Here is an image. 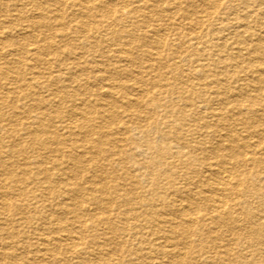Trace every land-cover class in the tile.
Here are the masks:
<instances>
[{
  "label": "bare ground",
  "instance_id": "obj_1",
  "mask_svg": "<svg viewBox=\"0 0 264 264\" xmlns=\"http://www.w3.org/2000/svg\"><path fill=\"white\" fill-rule=\"evenodd\" d=\"M3 1L4 3L0 4V60L3 61V57L5 56L10 58L9 55L12 54L11 57L13 59L7 61L9 65L11 64L24 67L23 70L25 74H20V79L14 80V82L18 81L20 85L25 88L27 93L23 94L21 92L20 94V89L19 92H17V89L13 90L7 88L10 85L8 82V85L4 86L7 88L6 92L4 90V93H0V103H6L12 106V110L9 114L4 113L0 109V264H82L80 257H78V253H76V247L77 245L79 246V244H76L77 241L74 240L76 238L80 240L81 237L74 238V236L76 234L82 235V233L86 231H91L92 236L95 238H93V240H96V236L100 234L98 233L97 228V225L100 223L106 226L105 230H103V228L102 230L99 229L103 231L104 236L107 233H111L109 231H112L113 222L112 220H109L111 218H109L110 216L108 215V210H110L108 205L112 204L111 202H117L119 204L122 203L129 206L128 210H125L124 214L120 215L122 216L123 222H127V225H123V222L120 223L123 225L122 227L120 226L121 228L118 226L120 228V232L127 233L128 230H134L135 232L141 230V225L137 226L136 221L142 220V222H144L150 229L151 236L158 237L159 235L161 237H158V239L163 241V246H158L156 248L152 246L149 249L150 252L145 255L141 256V254L136 253V257H134V264H163V259H166V263L168 264H186V260H189L190 263L193 262L194 264H199V262L201 264H218L216 262L217 259L215 260L216 257L225 261L226 258L232 256L229 254L230 252L227 245L223 244L216 246V239L219 240V238H217L215 233H212V231L203 232V230L199 228V225L203 223V220L204 222L209 220L215 224H221L223 222L222 216L224 214H232L230 212H232L233 206L230 204L234 202V196L237 197V195H239L238 191L242 190V184L238 178L245 177V173L243 172L241 165L244 167H250L246 173L255 179H258L257 174H261L263 172L264 147L261 148V146L264 144V131L251 133L253 134V137H255L254 139L257 138L258 140V142L256 141L254 143H256L255 148H260L259 150L255 149L250 153H246L248 151H242L238 154H232L231 145L236 143L235 138L232 134L224 135L221 133V131L224 130V126H226L223 123L225 118L220 110L213 109V112L209 114L211 115L209 117L215 120L216 124L214 127L216 128L203 126L204 129H209V131L206 132V136L211 137L213 143L210 142L211 140H208L210 143L206 146L202 139H199V137H206L203 133L198 134L197 139L191 137L188 140H183L182 138L179 139L176 137L175 139L178 142H182H179V147L176 152H173L167 142L169 138L163 134L162 137L165 140L161 142L159 141V137H155V135L161 132V123L153 122L148 124L149 126L146 127L140 139L146 152L150 153L147 160L148 164L155 168H166V171L173 177L174 173L172 172V169H177L180 165L187 169H192L194 167L192 166V158H189L190 156L187 157L186 161L179 163L178 158L181 157V152L184 147H188V150L190 151L189 153L193 154L191 156L193 159H199V161H197V163H199V165H197L198 167L192 169L195 171V175L197 176V180L194 181L192 188L181 189L170 186L165 188V191H170L173 188L169 193L175 197L177 204L174 205L171 203V206H166L163 209V213L159 214V217L156 218V220L148 218L149 215L147 214L145 207L150 205H147V203L143 200L144 196L142 195V191L132 189L130 194L123 193V195L121 192H118L123 190L116 189L117 191L113 194L114 197L111 200L106 194V179L103 178V176H87L89 172L92 173L97 170H104L105 167L100 165L101 161L99 163V160L102 157L110 161L115 160V156H119V153L117 155V152L120 151L119 149L121 144L126 142V140L118 138L114 135L117 133L110 127V125L114 122H120L119 113L121 111L119 112L116 110L124 107V110L121 113L127 117L132 110L139 108L138 106L140 103V97L136 98L131 95L129 96L128 93L126 94V89L123 84L112 81L109 76L104 75V73H107L108 71V66L110 64L112 65L111 62L113 61L108 56H105L107 53H105L104 50L106 47L108 48L107 44L111 46L113 45L114 50H111L113 54L117 55L116 57L118 62L123 61L131 65L134 62V59H137L132 58L131 50L127 49L125 47L126 45L118 43L120 40L118 31H113V26H123L124 22L134 16L136 18V22L134 24L136 25L139 23L144 26V24H146V22L149 23L150 20H156L155 22H158L159 24H164V22L171 23V21L175 19L172 11L178 9V13L176 12L177 14L175 15L179 16L178 20L180 19L183 23L173 24V21L172 24L175 26H172V29H168V27L165 26V30L178 36V30L185 29L186 26L188 31L195 35L194 39L197 40L199 39L198 36H200L199 31L203 27V20H205L202 19V17H204V11L201 10L215 11L220 7L221 0H190L188 6L189 9L185 11L180 10L182 0H136L137 3H139L138 5H136L137 3L134 5L135 1L133 2L132 0ZM240 2L242 3L241 5L246 7H249L250 2H255L259 5L262 3L259 2V0H240ZM63 3H65L64 6L67 4L70 9L68 14H64L61 11L63 7L60 9V4L62 5ZM160 4L165 5V7L162 5V7L160 6L161 9H158ZM252 9L254 10L255 8L253 7ZM257 13L254 14L252 12H248L245 18L248 20L250 19L249 22L262 27L264 26V14ZM97 17L99 21L95 20ZM215 19L216 18H214V20ZM223 20L225 21V19ZM130 24L132 25V23ZM157 25H147L146 29L150 26V28L147 29L148 31L145 27H140V29L136 27V30H138L136 32L140 33V39L144 42V45L140 46H147L151 49L149 52L144 51L147 56L157 57L159 56V53L157 52L158 50L162 51V49H166V52L168 51L170 55L173 53V56L175 55L176 59L180 62L189 61V56L185 54L186 51L181 49V47L179 50H174L170 43L168 44L164 41H155V37L157 39L162 26L159 25V27H157ZM247 25L248 24L240 26L242 29L238 30V32L247 33L249 36L251 35L250 37H255L252 33L254 26L250 28ZM30 29L39 31V35H34L35 40L33 43L30 42L32 47L29 49L25 48V46L16 47L15 45L14 47V44L12 45V40L9 39V36L17 33L23 36L22 38L20 37L22 40L24 38H31L29 32ZM68 30H72L73 32L75 31L80 35L82 39L76 40L77 42L75 41L77 43L76 48L81 50L83 54L92 55L90 61L84 60L83 58L85 56H80L82 53L78 54L69 50L72 46L68 42L66 43ZM17 34L14 36L18 37ZM218 35L215 34L214 40L211 37L209 44H211V46L216 50L221 51V48L224 45H220L218 41L223 40L224 37L221 38V35ZM15 37L13 39H15ZM186 37H188V35H185L183 40L185 41V44H187L186 46L199 52L197 48H193L192 44L190 45V43L188 44L186 42L188 41V38L186 39ZM232 37L235 40V44L241 45L245 48L243 50H246V54H236L235 58L240 59L243 61L242 63L247 64V67L245 68H247L248 71L259 67V70L255 69L256 71L254 74H256V77L251 83L253 85L255 84L256 88L260 91L262 89L264 90V37L258 38L256 36L257 38L254 42H251V44L239 42L240 34H237L236 32L232 34ZM21 39L19 41L22 42ZM13 54L28 55L30 59L25 60L23 57L20 59H14ZM64 55L68 58L59 62H61L64 71H66L65 75H62L63 72H60L63 70H57L54 73L51 72L50 68H44V70H47L48 73H41V70L39 69L40 66L50 67L52 62L56 61L57 57L64 59ZM141 55L144 56L143 53ZM195 57L196 55H194L193 58ZM218 59L219 60L212 59L211 65L217 71L216 73L221 76V72L217 69L219 68V64L223 63V59ZM30 61L32 63H29ZM192 64H196V61L193 60L191 65ZM55 65L57 66V64ZM85 66H89L90 76H86L84 73V71H87ZM230 66L234 67L231 64ZM7 67L9 68V66ZM121 67H123V65ZM149 68L152 69L151 66L147 67V69ZM192 68V75L199 76L198 82L188 84L186 81L179 90L174 84V82L177 81L176 76L180 75V70L176 67V65L172 66L173 71L171 72L175 75H173L172 80L167 78L165 79L162 75V79L158 76V80L153 82V84L156 83L157 88L160 90L154 95L165 97L167 100H165L162 104L158 102L153 103L155 104L153 105V108L146 110V112L142 110V114L145 115V117L148 116L151 118V116L155 115L158 111H162L168 118H174L172 115L176 104V97H174V95L177 94L178 91L179 93H184L186 89L198 90L196 93V101H187L188 104L183 107L184 112L188 111L190 114L192 113L191 115L194 116V120L198 119V116H196L197 108H194L196 104H200L203 107L207 106V108L211 111L212 100L216 101L220 106L219 101L220 99L223 100L225 98L224 96H227L226 102L232 99V95L231 97L222 92V80L219 79V77L214 74L209 79V75L207 73L208 68L206 65H195ZM44 70H42V72ZM158 70V66L155 67V71L157 72ZM244 71L242 73H244ZM7 73L0 65V75H2L0 77H3V75ZM47 74L50 75L49 78L47 77V80L41 81L40 79ZM9 75L10 74L8 73V75L5 76L8 77ZM26 76L29 77V81L25 79ZM90 77L94 79H91ZM3 78L5 79V77ZM3 78L0 79L2 80ZM249 78L250 76L248 79ZM90 79L93 83L98 82L99 86H96L95 89H88L89 87L87 88L84 84L89 83ZM245 79L246 78H244V80ZM10 80H12L11 77ZM237 81H240V79L238 80L237 78ZM52 83L58 84V89L54 91L52 89H48L49 84ZM242 83H244L243 85L245 87L243 88L242 85V90H246L248 87L250 88L249 83ZM185 84L187 86L186 89ZM209 85L214 86L215 91L213 89L208 90ZM122 89L124 93H120V90ZM132 89H135L134 92H136V94H141L142 92L146 93L147 91H142L134 86H132ZM251 90L253 91V89ZM42 92L48 93L47 96H41ZM27 98H29L33 104L23 103ZM240 98L244 102V100H248L250 97L247 93H242V95H240L237 99ZM258 102L260 101L258 100ZM18 103H20L19 109H17ZM260 103L263 104L262 102ZM256 105L260 104L258 103ZM253 106L255 107V105ZM191 108H193V110ZM242 109L244 110V108ZM49 110L53 111L51 112ZM31 112L35 113L36 116L30 115ZM250 113L251 112H249V114ZM251 115L253 116L254 114L251 113ZM179 118L181 117H178L173 121L169 120L167 123H171L172 126H174L175 131H178L180 128L190 130L191 125L189 126L188 122H185L186 119L183 117L181 119ZM122 127L124 130L127 128L124 124ZM191 131L192 130H190V132ZM177 134L178 133L173 136L175 137ZM113 135L117 138H114ZM118 135H120L119 132ZM152 136H154V138ZM251 140L252 138L250 141ZM26 144H30V146L38 145L39 149H31V147ZM106 144H110L111 147L110 151H108L107 154H104L105 152L102 147ZM240 144H242L241 147L244 148L251 147L246 140L240 141ZM2 149H5V151ZM129 149L131 151V148ZM2 151L6 152L5 157L2 156ZM256 151L260 152V157H256ZM233 153L235 152L233 151ZM240 162L242 164L239 166L238 164H240ZM46 165H50L51 167L48 168ZM83 171L87 172L85 176L81 175ZM254 190L256 191L255 193L260 192V188L256 186L254 187ZM148 195H151L152 202L160 199V195L157 194L155 190L149 192ZM198 196L206 203L207 209L204 210L205 214L203 220H198L197 216V213H199L198 211H200L195 202L196 197ZM103 197H107L110 200V203L108 201L109 204L107 206L104 203ZM58 198L61 201L60 203H57ZM87 199L90 201L89 205H85ZM256 201L258 202V200ZM48 202H52V204H49ZM251 203L252 202H250V204ZM241 204L243 206L242 213L249 215L252 208H250V206H246V203L239 202V205ZM105 209L106 214L104 213ZM52 210L55 212L58 211L59 216L61 213L63 218L61 217L62 219L59 220L50 219ZM98 210L102 212L103 218L96 215ZM201 212H203V210ZM156 216H158L157 213ZM124 218H126V220H124ZM45 219H49L50 221L53 220L50 225L53 235L56 234V236L48 235V233H46V226L43 228L41 225L42 221ZM84 219H87V222L84 223L81 221ZM31 221L39 222L40 225H38L36 229H33L34 231H30L28 229V233L26 229L29 228L28 225ZM76 224L78 226H76ZM261 228L264 230V220L261 223ZM227 229L228 230L225 231L226 233L234 235L233 228L230 227ZM252 231L253 230L250 232ZM257 231L258 230L254 231V235L251 236L250 234H247L249 236L247 237L253 242L258 241L259 237H264V235H261ZM190 234L195 237L193 240H191ZM107 235L111 236L110 234ZM235 235L238 240V234L235 233ZM105 241L106 242L102 244L94 242L97 252L104 250L113 241V238L107 237ZM144 241L148 240H140L141 243H144ZM131 244L132 243L129 244L121 241L120 245L122 247L125 246L122 251L127 253V250L131 248ZM86 251L88 250L86 249ZM210 254L211 256H209ZM248 254L250 253L248 252ZM259 254H264V247L262 249L254 250L251 255L256 257V255ZM158 259L162 261H159ZM251 259L249 258V262L247 261L243 264L252 263L254 260ZM146 260H149V262ZM98 261L93 260L91 262L90 259V262H85V264H113L110 260L108 263L105 260L103 263H99ZM117 262L121 263V261Z\"/></svg>",
  "mask_w": 264,
  "mask_h": 264
},
{
  "label": "rangeland",
  "instance_id": "obj_2",
  "mask_svg": "<svg viewBox=\"0 0 264 264\" xmlns=\"http://www.w3.org/2000/svg\"><path fill=\"white\" fill-rule=\"evenodd\" d=\"M132 1L133 2L135 1L134 5L137 3L136 0H132ZM189 2H190V0H182L180 10H182V11L188 10L189 9V7H188L189 6ZM238 2H240V0H236V1H234V0H232V1L221 0L220 7L217 8L215 11L201 10V11H204L203 12L204 17H202V19H205V20H203V27L199 31L201 37L198 36L199 39H197V40L194 39L195 35L193 33H191L190 31H188V28L186 26H185V29L178 30V32H177L179 34L178 36L175 35V34H171L167 30H165L166 29L165 26H167L168 29H172V26H175L173 24H181V23H183V22H181L180 19L178 20L179 16L175 15V14L178 13L177 12L178 9L172 11L173 16L175 17V19L172 20L171 23L170 22H164V24H159L158 22H155L156 20H150L151 23H150V21H149V23L146 22V24H144V26H142L143 24L141 25L139 23L136 25V24H134L136 22V20H135L136 18L134 16L133 17L134 19L130 18L128 21L124 22L123 26H120V25L113 26L114 27V28H112L113 31H115V30L118 31V35H119V38H120L118 43L126 45L125 47L127 49L131 50L132 58L133 59L137 58V59H134V62L131 65L129 63H126V62H123V61L118 62L117 57H116L117 55L113 54V52L111 50V49L114 50L113 45L111 46V45L107 44L108 48L106 47V49L104 50L105 53H107V54H105V53L104 54H105V56H108L113 61L111 62L112 65L110 64L108 66V71H107V73H104V75L109 76L112 79V81H115L117 83L123 84V86L126 89L125 90L126 94L128 93L129 96L131 95L132 97H136V98L140 97V103H139V106H138L139 108H135L136 110L135 109L132 110V112L127 117H125V115H123L121 113L124 110V107H122L121 109L118 108L116 110V111H119V112L121 111L119 113L120 114V122H116V123L114 122L112 125H110V127L112 128V130L114 132L117 133V134H114V135H116L118 138H122V139L126 140V142L121 144V147L119 149L120 151L117 152V155L119 153V156H117V157L115 156V160H111V161L110 160H106V158H104V157H102L99 160V163L101 161L100 165L101 166L103 165L105 167L104 170H101L103 172L98 171V170L97 171L91 170V171H94V172H92V173L89 172L87 174V176H93V175H95V176H103V178L106 179L105 180L106 181L105 188L107 187L106 188V194H107V197L109 199L112 200V198L114 197L113 194L117 190H123V191H118V192H121V194H123V193L124 194H130L132 192V189L133 190L137 189V191L140 190V191H142V195L144 196L143 200L147 203V205H150V206H146L145 207V209L147 211V214L149 215L148 218L156 220V218L159 217V214L163 213V209L166 206H171V203H173L174 205L177 204L175 197H173L172 194L169 193L173 188L170 191H165V188L170 186V187L181 188V189L182 188L189 189V188H192V185L194 184V181L197 180V176L195 175L196 173L192 169L198 167L197 165H199V163H197V161H199V159H197V158L193 159V157H191L193 154L189 153L190 151L188 150L187 146L182 149L181 157L178 158V160H179V163H180V162L186 161L187 157L190 156L189 158H192L191 161L193 162L192 166H194L192 169H187L184 166L180 165L177 169H172V172L174 173V175L172 177L170 175V173L166 171V168H163V169L155 168L152 165L148 164L147 160H148V156H150V153L146 152V150L144 149L143 144L140 141V139H141V136L143 135V132L145 131L146 127L149 126L148 124H151L153 122L154 123L155 122L161 123V125H160L161 126V132L159 134L155 135V137H159V139H160L159 141L163 142L165 140L162 137L163 134H164L167 138H169V140L167 142L169 143V145L171 147V150L173 152H176L177 148L179 147V142H182V141L178 142L175 139L176 137L179 138V139L182 138L183 140H188L191 137L197 139L198 138L197 137L198 134H200V133L202 134L203 133L206 136V134H207L206 132L209 131V129H207V128L204 129L203 126H209V127H212V128H216V127H214L215 124H216L215 120H213L211 117H209V116H211L209 114H211L213 112V109H218V110H220V112L222 113L223 117L225 118L223 123L227 126V127L224 126V130H222L221 133H223L224 135L232 134L234 136V138H235V142L236 143L234 145H231L232 154H238V153H240L242 151H244V152L248 151L246 153H250V152H252L255 149H258V150L260 149V148H255V144L256 143H254V142H256V141L258 142V140H257V138L254 139L255 137H253V134H251V133H254V132H257V131H264V110H263V108H264V100H263L264 99V96H263L264 95V90L262 89L260 91L258 88H256L255 84H254L255 85L254 86L251 83V82H253L254 78L256 77V74H254L255 71L257 69L259 70V67L257 69L256 68L250 69L248 71L247 68H245V67H247V64L242 63L243 62L242 60L235 58L236 54H240V53L241 54H246V50H243L245 48L242 47L241 45L235 44V40L233 39L232 34L235 33V32L237 34H240L239 42H243L245 44H251V42H254L257 37L258 38H260V37L263 38L264 37V26L260 27L259 25H256L254 23L249 22L250 19L248 20V19L245 18L246 15L248 14V12H252L254 14H256L257 12H258L257 14H261V13L264 14V0H259V2H262L261 5L255 3V2H250L249 7L241 5L242 3L241 2L238 3ZM2 3H4V1L0 0V4H2ZM64 4L65 3H63L62 5L60 4V9L63 7L61 9V11L64 14H68L70 12V9L67 6V4L65 6H64ZM138 4L139 3H137L136 5H138ZM251 4H252V6H251ZM162 5L160 4L158 6V9H161ZM229 5H231V6H229ZM57 7H58V5H57ZM163 7H165V5H163ZM253 7L255 8L254 10L252 9ZM0 9H1V5H0ZM232 13H233V15H232ZM214 18H216V19L214 20ZM223 19H225V21ZM29 20H30V18H29ZM95 20L99 21L98 17ZM173 21H174V23L172 24ZM130 23H132V25ZM157 23H158V25H157ZM152 24L153 25H157V27H159V25H162L161 26V31H160L159 35L157 36V39L155 37V41H158V42L164 41V42H166L168 44L170 43V45L174 48V50H179L180 47H181V49H184V51H186L185 54H187L189 56V61L180 62L178 59H176L175 55L173 56V53H172V55H170L168 53V51L166 52V49H162V51L158 50L157 52L159 53V56H157V57H155V56L148 57L145 52H149V51H151V49H150V47H147V46H142V47L140 46V45H144L143 44L144 42L140 39V33L136 32V31H138L136 29L137 28L140 29V27H145V29H146L147 25L152 26ZM246 24H248L247 26H249L250 28H252L254 26L253 27L254 30H253L252 33L254 34L255 37H250L251 35L249 36V34H247V33H239L238 32V30L242 29V27H240V26L246 25ZM135 25H136L137 28L135 27ZM150 26H148V28H150ZM29 32H30V37L31 38H27V39L24 38L23 40L21 39L23 36H21L20 34H17L16 32H12V33H16L17 36H18V37H15L16 34H11L9 36V39L12 40V45L14 44L13 45L14 47L16 45V47L25 46V48H27V49L31 48L32 47L31 43H33V41L35 40L34 37L37 36V34L39 35V31L30 29ZM34 33H36V34H34ZM252 33H250V34H252ZM215 34L216 35L220 34L221 38L224 37L223 40L218 41V43L220 45H224L221 48V51L216 50L214 47L211 46V44H209L210 38L212 37L213 40H214ZM67 35H68V38L66 39L67 40L66 43L68 42L72 46V47H70L69 50H71V51H73L75 53H78V54L82 53V54H80V56H82V57L85 56L87 59L85 57L83 59L86 60V61L87 60L90 61V58H91L92 55L83 54V52L81 50L76 48L77 47L76 46V44H77L76 40H78V39L81 40L82 39L80 37V35L78 33H76L75 31L73 32L72 30H68L67 31ZM185 35L186 36L188 35V37H186V39L188 38V41H186V42L188 44L190 43V45L192 44L193 48L194 49L197 48L199 50V52L195 51V50H192V49H190V48H188L186 46L187 44H185V41H183ZM259 35H261V36H259ZM14 37H15V39H13ZM20 39L22 40V42L19 41ZM56 41H59V40H56ZM16 42H18V43H16ZM111 44H113V43H111ZM73 45H75V46H73ZM145 45H147V44H145ZM200 48H201V50H200ZM0 49H1V47H0ZM238 50H240V51H238ZM142 53L144 54V56L141 55ZM193 54L196 55L195 58H193L194 57ZM18 55L19 54H17V55L13 54L14 59H17V58L20 59L22 57L25 60L26 59H28V60L30 59V57H28V55L27 56H25L24 54H23L24 56L23 55H19L18 56ZM11 56H12V54L9 55L10 58H8V56H5V57H3L4 59L2 58L3 61L0 60V65L3 68V70H5L6 73L8 72L10 74L8 77L5 76V75H8V73L3 75V77H5V79L3 77H0V78H3L2 80L0 79V87H1V92L0 93H2V92L4 93V90L6 92V89L10 88V89H13V90L17 89V92H19V89H20V94H21V92L23 94H26L27 92H26L25 88L22 87V85H20V83L18 81L14 82V80L20 79V77H19L20 74H22V73L25 74V72L23 70L24 67L17 66V65H11V64L9 65V63L7 61H9L10 59H13ZM67 58L68 57L66 55H64V59H60L59 57H57L56 61H53L52 64L50 65V67H44V66L42 67V66H40L39 69L41 70V73H45V74L48 73V72H47V70H44V68H50L51 72H54V73L57 70H63V71H60V72L61 73L63 72L62 75H65L66 71H64V68L62 67L61 62H62V60H65ZM218 58H222L223 59L222 60L223 63L219 64V68L217 69V70H219L221 72V76L218 73H216L217 71L211 65V63H212L211 60L212 59L219 60ZM193 60L196 61V64H194V65L192 64L193 66H195V65H197V66H200V65L205 66L206 65V67L208 68L207 73L209 75V79H210V77H212L215 74L217 77H219V79L222 80L221 81V90H222V92H224L225 95H228V96L232 95L233 96V97L231 96L232 99L229 100L230 102L229 101L226 102L227 101V98H226L227 96H224L225 98L223 100L220 99V101H221V102L219 101L220 106L218 105V103L216 101L212 100V103H211L212 107L210 106L211 107V111H210L209 108H207V106L203 107L200 104H196L197 106L195 105L194 108L195 107L197 108L196 109L197 110V115L196 116H198V119L194 120V116L191 115L192 113L190 114V112H188V111L184 112L183 111V107L186 104H188L187 101H190V100L196 101V93L198 92V90H196V89H186L187 86L185 84V89H186L185 92L184 93H179V91H178V93L174 95V97H176L175 98V101H176L175 110H173V113H172L174 118H168L167 115H165L162 111L161 112L158 111L155 115L151 116V118H149L148 116L145 117V115L142 114V110L144 112H146V110H149V109L153 108V105H155L153 103L158 102V103L162 104L165 100H167L165 97L154 95L160 89H158L157 86H156V83L153 84V82L158 80V76H160V78L162 79L161 75L165 79L167 78V79H171L172 80V77L174 75L171 72V71H173V69H172L173 65H176V67H178V69L180 70V75L176 76L177 77V79H176L177 81L174 82V84L176 85L178 90L180 89L181 86L184 85V82H186V81H187L186 83H188V84L189 83H194V82L197 83L198 82L199 76L192 75V69H193L192 67L193 66L191 65V63L193 62ZM59 61H61V62H59ZM4 63H5V65H4ZM29 63H32V62L30 61ZM55 64H57V66ZM230 64L233 65L234 67H231ZM122 65H123V67H121ZM238 65H239V67H238ZM5 66H6V68H5ZM7 66H9V68ZM146 66L147 67L151 66L152 69H150V68L147 69ZM157 66H158L159 70L156 72L155 71V67H157ZM11 67H12V69H11ZM17 67H18V69H17ZM118 68H120V69H118ZM141 68H143V69H141ZM237 68H239V69H237ZM260 68H261V65H260ZM9 69L13 70V71H10ZM85 69L87 70V71H84L86 76H90L91 74H89L90 73L89 72L90 71L89 66H87V67L85 66ZM189 69H191V70H189ZM42 70H44L46 72H44V71L42 72ZM169 70H170V72H169ZM243 71H244V73H242ZM12 72H14V73H12ZM116 72H117V74H116ZM11 74H13V75H11ZM0 76H2V75H0ZM45 76H46V78H45ZM49 76H50L49 74L44 75L43 78L40 79V80L41 81L42 80H47V77L49 78ZM113 76H115V77H113ZM181 76H183V77H181ZM236 76H238V77H236ZM247 76L248 77L250 76V78L248 79ZM10 77H11L12 80H10ZM27 77L28 76H26L25 79L27 81H29V77L28 78ZM87 78H89V77H87ZM90 78L94 79L92 77H90ZM237 78H238V80L240 79V81H237ZM244 78H246V79L244 80ZM91 79H90L89 83L84 84V85L87 86V88L89 87L88 89H92V88L95 89L96 86L97 87L99 86V83L98 82L93 83V82H91L92 81ZM137 79L140 80V81H138ZM134 81H136V82H134ZM7 82L10 85L6 88L4 86L8 85ZM242 82L249 83L250 88L248 87V88H246V90L245 89L242 90L241 86L244 84ZM131 84L135 88L137 87V89L139 88L142 91L147 90L146 93L142 92L141 94H136V92H134L135 89H132ZM237 84L240 86V88H239V86ZM57 85L58 84H54V83L49 84L48 89H52L54 91V90L58 89ZM16 87H18V88H16ZM242 87L245 88L244 85ZM208 88H209L208 90H212V89L214 90L215 89V87L212 86V85L211 86L209 85ZM235 89H236V91H235ZM251 89H253V91ZM239 91H240V93H239ZM44 93H45V95H44ZM120 93H124L123 89L120 90ZM242 93H247L250 98H248V100H244V102L241 100V98L237 99L240 95H242ZM47 94L48 93H46V92H42L41 96H47ZM133 95H135V96H133ZM211 96L214 97L213 95H211ZM235 96H236V98H235ZM251 100H253V101H251ZM258 100L260 102H262L263 104L258 102ZM26 101L27 102L29 101V102L27 103ZM240 102H242L245 105H243ZM23 103H25V104H33V102L29 100V98L25 99ZM230 103H233V104H230ZM258 103L260 105H256ZM2 104L3 103H0V109L4 113H8L9 114L11 112V110H12V106H10V104H6V103L3 104V105ZM19 105H20V103L17 104V109H19V107H20ZM123 105H124V103H123ZM253 105H255V107ZM140 108H142V109H140ZM242 108H244V110ZM191 109L193 110V108H191ZM63 110H65V109H63ZM49 111L52 112L53 110H49ZM51 112H49V113H51ZM249 112H251L254 115L252 116L251 113L249 114ZM30 115L36 116V114L33 113V112H31ZM262 115H263V117H262ZM178 117H181V118L183 117L184 119H186L185 122H188L189 126L191 125V128H190V130H192L191 132H190L189 129H183V128H180V127H179L180 129L177 128V129H179L178 131H175L174 126H172L171 123H169V124L167 123V121L176 120ZM256 117H258L259 119L256 118ZM181 118H179V119H181ZM246 119H247L248 122L246 121ZM123 124L125 126H127L126 130L123 129V127H122ZM117 131L119 132L120 135H118ZM194 131H195V133H194ZM176 133H178V134L174 137L173 135H175ZM193 133H194V135H193ZM190 134H192V135H190ZM114 135H113V137H114ZM116 136L114 138H117ZM152 137L154 138V136H152ZM244 138H246V139H244ZM251 138H252V140L250 141ZM199 139H202L203 143H205L206 146H208L210 142L213 143L212 138L209 137V136L199 137ZM208 140H211V141L208 142ZM242 140L248 141V143H249V145L251 147L250 148L241 147L242 144H240V141H242ZM26 145L31 147V149H39L38 145L37 146L36 145L35 146H30V144H26ZM110 147H111L110 144H106L104 147H102L103 151L105 152L104 154H107L108 151H110ZM262 147H264V144L261 146V148ZM129 148H131V151H130ZM2 150L5 151V149H2ZM233 151L235 153H233ZM1 153L3 154V155L2 154L1 155L5 157L6 152L2 151ZM256 154H257L256 157H260L261 156L260 152H258V151H256ZM104 163H105V165H104ZM241 164L242 163L240 162V164H238V165L240 166ZM63 165H64V163H63ZM46 167L50 168L51 166L50 165L49 166L46 165ZM241 167H242L243 172L245 173V177L238 178L241 181L242 190L238 191L239 195H237V197L234 196V199L232 198L233 201L235 202V203L232 202L230 204V205L233 206L232 212H230L232 214H230V215L224 214L222 216V221L223 222L221 224H219V223L215 224L214 222H211L209 220L204 222V220H203L204 219V214H205L204 210L207 209L206 208V203L199 196L196 197V201H195L196 202V206L200 209V211H198L199 213H197L198 220H201V219L203 220V223L201 222L202 224L199 225V228L202 229L203 232L212 231V233H215L217 235V238H219V240H220L219 241L218 239H216V242L218 243L217 244L215 242L216 246L217 245H223V244L227 245V247L229 249V252H230L229 254L233 256V257L229 256L228 258L225 259V261H222V259H220L219 257L215 256L216 257L215 260L217 259L216 262L218 264H243L244 262H247L249 258L250 259L252 258L251 260H254L250 264H264V254L256 255V257L255 256L253 257L251 255V254H253L254 250L262 249L264 247V245H263L264 237L263 238L259 237L258 241L253 242L251 239L248 238L249 236L247 235V234H250V236L254 235L253 232L256 231V230H258L257 232H259L261 235H264V230H262V228H261V223L264 220L263 219L264 218V204H263L264 203V169H263V172L261 174H257V177L259 179L258 180V179L252 178L250 175H247L246 171H248L250 169V167H248V166L244 167L243 165H241ZM86 173H87L86 171H83L81 173V175L85 176ZM131 178H132V180H131ZM142 180H143V182H142ZM175 183H177V184H175ZM86 185H88V184H86ZM122 185H123V187H122ZM254 185L256 187L260 188V192L259 193H255L256 191L254 190V187H255ZM108 187H110V188H108ZM114 187H116V188H114ZM107 190H109V191H107ZM152 190H155L157 192V194L160 195V199L156 200L155 202H152L151 201V199H152L151 195H148V193L151 192ZM110 191L111 192L114 191V192L111 193ZM108 192H109V194H108ZM107 197H103V200H104V203L106 204V206L110 203V200ZM57 200H58L57 203L61 202L59 198ZM256 200H258V202ZM108 201H109V203H108ZM261 201H262V203H261ZM239 202L246 203L247 204L246 206H250V208H252L251 211H250L251 215L250 214L246 215V214L242 213V211H243L242 207L243 206H242V204L239 205ZM250 202H252V203L250 204ZM45 203H47V202H45ZM89 203H90V201H88V199H87L85 205H89ZM111 203L112 204L108 205V207L110 208V210H108V213H109L108 215L110 216L109 218H111L109 220H112V222H113V228H112V231H109L111 233H107V234H110L111 236H109L107 234H105V236L103 235V231H101V230H102V228H103V230H105L106 226L104 224L100 223L99 225H97L98 233H100V234L98 236H96L97 237L96 240H93L94 236H92V232L91 231H86L87 233L84 232V233H82V235L79 234L80 236L78 234H76L74 236V238L75 237H79V238L81 237L82 239L80 238V240H78V238H76V239L73 238L74 240L77 241V243L76 242L75 243L79 244V246L77 245V247H76V250H77L76 253H78V257H80V261L82 262V264H85V262H90V259H91V262L93 260L94 261L100 260V261H98L99 263H103L105 261L108 263L109 260H110V262L113 263V264H123V263L124 264H134L135 263V260H134L135 258L134 257H136L135 256L136 253L137 254H141V256H142V255H145L148 252H150L149 249L152 246H154V248H156L158 246H163V244H162L163 241L161 239H158V237L160 238L161 236H159V235H158V237L157 236H151L150 229L148 228V226L144 222H142V220L136 221L137 226L141 225V230H139L137 232H135L134 230H128L127 233L126 232L125 233L120 232V228L123 225H127V222L125 221V223H124L123 220H122V216H120V215L124 214L125 210H128L129 206H126L125 204H122V203L119 204L117 202L116 203L111 202ZM49 204H52V202L49 203ZM115 204H118V205H115ZM237 204H238V206H237ZM202 210H203V212H201ZM57 212L52 210V215H50L51 216L50 219H58V220L62 219L63 215L60 213V216H59V212L58 213ZM55 213H56L57 216L55 215ZM104 213L106 214V209H105ZM156 213H157L158 216H156ZM96 215H98V217H100V218H103L102 217V212L99 211V210L96 212ZM150 215H151V217H150ZM154 216H155V218H154ZM120 220H122V221L119 222ZM124 220H126V218H124ZM52 221H50L49 219H45L44 221H42L41 225L43 226V228H44V226H46L45 227L46 228V233H48V235L56 236V234L53 235V231L51 230V225L50 224H52L51 223ZM81 221L85 223V222H87V219H84V220H81ZM117 222H119V223H117ZM122 222H123V225L120 224ZM46 223H47V225H46ZM77 224H76V226L79 225V224L78 225ZM38 225H40L39 222L31 221L30 224L28 225L29 228L26 229L27 232L29 230L30 231H34L33 229H36L38 227ZM118 226L119 227L121 226V227L119 228ZM217 226H219V227H217ZM230 227L233 228V230H234L233 234L234 235H231V233L229 234V233L225 232L226 230H228L227 228H230ZM245 227H247V228H245ZM258 227H260V228H258ZM99 229H101V230H99ZM251 230H253V231L250 232ZM235 233L238 234V237H239L238 240H237V237H236ZM107 237H112L113 238V241L110 243L111 245L110 244L108 245L110 247L107 246L106 247L107 249L105 248L104 250H101L100 252H97L96 248H95V245H94V242H97L98 244L105 243L106 242L105 239ZM190 238H191V240H193L195 237L190 234ZM129 239H130V242H129ZM144 239H146L148 241H144V243H141L140 240H144ZM121 241H124V242L129 243V244L132 243L130 245L131 248H129L127 250V253L122 251V249L125 246L122 247L120 245ZM81 242H83V243H81ZM86 249L88 251H86ZM81 252H83V253H81ZM248 252L250 254H248ZM107 253H109V254H107ZM239 254L240 255L243 254V255H241V257H240ZM96 255H97V257H96ZM106 255H108V256H106ZM118 255H119V257H118ZM209 256H211V254ZM98 257H99V259H98ZM257 259L260 260V261H258ZM158 260L162 261L160 259H158ZM117 261H121V263L117 262ZM146 261L149 262V260H146ZM159 261H157V262H159ZM213 261H214V259H213ZM163 262H164L163 264H168V263H166V259H163ZM186 264H194V263L193 262L190 263L189 260H186ZM199 264H201V263L199 262Z\"/></svg>",
  "mask_w": 264,
  "mask_h": 264
}]
</instances>
